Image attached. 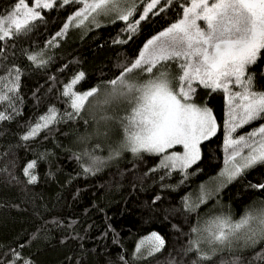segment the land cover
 I'll use <instances>...</instances> for the list:
<instances>
[{
  "label": "trees",
  "instance_id": "1",
  "mask_svg": "<svg viewBox=\"0 0 264 264\" xmlns=\"http://www.w3.org/2000/svg\"><path fill=\"white\" fill-rule=\"evenodd\" d=\"M17 2L0 0V17L11 13ZM190 2L172 0L164 12L149 13L129 39L126 22L116 17L92 26L70 22L63 31L82 4L56 0L51 9H39L42 19L30 20L26 34L0 41V111L12 117L0 121V169L7 168L0 171V264H11L14 252L30 264H232L237 259L239 264H264L257 259L264 256V241L253 246L234 244L214 255L203 249L209 260H199L201 253L192 244L193 229L204 224L199 221L208 212L206 205L189 208L186 197L216 175L232 152L225 145L226 92L198 87L194 101L211 109L218 128L201 142L200 158L185 170L162 167L160 154H133L121 147L117 122L125 107L106 109L115 117L111 126L118 135L111 137L109 151L100 154L96 138L105 141L110 133L105 121L97 125L105 110L96 109L95 115L81 110L69 117L71 95L64 92L74 77L84 73L72 92L93 88L103 92L124 65L139 57L149 39L182 18L183 6ZM144 6L141 0L130 21L139 18ZM32 54H42L46 63L38 66L28 58ZM13 67L21 70L16 84L8 75ZM247 71L255 74L256 90L264 91V58ZM52 108L54 122L24 140ZM263 125L264 119L246 123L236 128L233 138ZM117 149L119 155L114 156ZM93 159L102 161L98 170L85 172ZM32 161H36L31 171L37 180L28 183L23 170ZM260 184H264V164L245 170L224 186L218 199L233 221L257 204L264 207V189L252 187ZM151 233L164 240L163 248L153 255L137 254L139 241Z\"/></svg>",
  "mask_w": 264,
  "mask_h": 264
},
{
  "label": "snow or ice",
  "instance_id": "2",
  "mask_svg": "<svg viewBox=\"0 0 264 264\" xmlns=\"http://www.w3.org/2000/svg\"><path fill=\"white\" fill-rule=\"evenodd\" d=\"M55 2L56 0H33V5L30 6L26 0H18L11 13L0 17V41L26 34L30 30L27 27L30 20L42 19L40 11L36 9H51ZM70 2L82 4V8L70 20L80 18L79 22L83 24L91 17L93 22L98 23L97 17L115 13L116 18L126 22L128 38L131 39L138 31L140 23L148 19L149 13L158 15L164 12L172 0H163V3L161 0H142L145 5L142 13L138 19L131 21L130 17L136 12L138 0H60L61 4ZM22 8L25 10L23 18L18 15ZM197 21H203L205 26L202 27ZM64 28L67 29L68 24ZM2 55L3 49L0 48V56ZM41 55L32 54L28 58L39 66L46 63L40 59ZM261 58H264V0H191L190 6H183V16L178 22L149 39L139 57L124 65L120 76L108 82L110 90L103 95V99H96L97 106L105 110L100 120L106 122L115 119L106 109L114 101L123 100L130 107L119 118L124 133L121 147L133 154H159L175 145H182L184 154L165 156L161 166L175 168L179 161L183 168L199 159V142L216 132L211 109L193 102L196 92L194 82L212 91L222 89L226 93L229 92V84L240 85L243 91L231 93L229 96V137L225 141L229 147L236 146L233 147L229 159L235 161L239 156L240 160L231 169L221 173L227 175L228 181H231L242 170L264 164V126L257 132L250 133L248 138L240 136L233 139L230 135L246 123L264 119V91L256 90L255 74L247 71ZM170 61L178 63V74L173 75L169 71ZM137 71L140 74L147 73V78L140 80L139 76L129 75ZM8 75L13 84H16L21 70L10 68ZM83 76L84 73L81 72L74 77L64 92L66 96L71 95L73 113L69 114L70 118L79 115L84 108V102L89 97L96 96L99 91L93 88L79 95L72 92V85ZM49 112L50 115L41 117L43 123H37L22 137L24 140L36 136L41 128L54 122L56 110L52 108ZM11 118L0 111V121ZM257 135L261 139L253 140ZM243 148L248 149L246 155H242ZM113 155H119V149ZM101 163L102 161L93 159L91 166L84 171L98 170ZM35 167L36 161H32L23 170L28 183H35L37 180L31 171ZM0 171L6 172L7 168ZM252 187L264 189V184ZM205 231L208 232L205 237L208 244L220 245L222 248H230L234 240L239 239H244L246 245L264 241V207L246 210L237 221L230 217H218ZM151 240L153 243L147 255L159 252L164 246V240L156 233H152ZM196 250L201 253L199 260L211 259L208 253H203L199 248ZM216 251L217 248L213 247L212 254ZM136 252L143 255L141 246L137 247ZM13 255L15 259L11 264H16L17 259L23 260V264H30L19 253L14 252ZM257 259L264 260V256ZM194 264H198V261ZM232 264H239L238 259Z\"/></svg>",
  "mask_w": 264,
  "mask_h": 264
},
{
  "label": "rangeland",
  "instance_id": "3",
  "mask_svg": "<svg viewBox=\"0 0 264 264\" xmlns=\"http://www.w3.org/2000/svg\"><path fill=\"white\" fill-rule=\"evenodd\" d=\"M140 1L141 0H138L137 4ZM210 2H211V0H210ZM32 5H30V6H32ZM188 6H190V4ZM36 10L39 11V9H36ZM24 11L25 10L22 8L21 9V12L18 14V15L21 16V18H23V12ZM74 16H75V14L72 17H74ZM114 17H116V14L115 13L110 14V15H106V16H99V17H97L98 23L97 22H93L92 19H91V17H89V19L88 20H85L83 22V24H81L79 22L80 21V18H74V19H71V20L69 19V22H67L66 24H68V26H69V23L70 22H71V24H72V22H74V24H77V25L92 26V25L99 24V23H101L103 21L110 20V19H112ZM197 23L200 24L202 27L205 26L203 21H197ZM62 30L64 31L66 29L63 27ZM168 63L170 65L169 71L173 75H176V74H178L180 72V68H179V65H178L177 62H171L170 61ZM129 75L131 77H137V76H139V79L140 80L146 79L147 76H148L147 73L140 74L138 71L137 72L130 73ZM193 86L196 88V91H197L198 87H200L202 85H199L198 83L194 82ZM98 90L99 91L97 92L96 96L89 97L88 100L84 102V108L82 110L83 111H88L89 115L90 114L95 115L96 109H98V113L104 111V109H101V108H99L97 106L96 99H97V97H99L100 99H103V95L106 94L107 91L110 90V85L108 87H105V89L103 90V92H102L101 89H98ZM242 91H243V88L240 85L229 84V92L226 93V98H227V100H226V102H227V112H226V115H227V117H226V134H225V139L229 137V131H228V122H229V119H230V117H229V96H230L231 93L242 92ZM83 93H85V92H83ZM83 93H78V95L79 94H83ZM196 93L197 92H195V94ZM195 94H194V96H195ZM194 96L192 98L193 99V102L195 104H197V105H201V104L196 103L194 101ZM201 106H205V105H201ZM108 107L109 108L111 107L114 111H118V109L120 107H125V110L121 114L122 116H124L123 114H126L127 113V111H128V109H129L130 106L127 103H125L123 100H116V101H114ZM212 115L214 117V114L213 113H212ZM122 116H120V117H122ZM111 122L112 123L115 122V119H111V120H108V121L105 122V124L107 123V125H108V127L110 129V133L107 136V140L103 141L100 136H99V138L98 137L96 138V140L98 141V143L96 145V149H97V152L99 154L102 153V152L109 151L110 147H112V144H113L111 137L112 136L114 137V135H118V130L116 129L115 126L114 127L111 126ZM101 123L103 124L104 122L101 121V120L100 121H97V125L98 126ZM215 123H216V131H217L218 126H217L216 119H215ZM117 127L119 128V130H121V133H122V136H123L122 137V140L120 142L121 145H122V142L124 140V133H123V129H122V126H121V124H120L119 121L117 122ZM258 129L253 130L250 133L257 132ZM250 133H248L244 137L248 138ZM232 134H233V132H231V134H230L231 137L233 138V135ZM119 135H120V133H119ZM233 139H235V138H233ZM252 139L258 141V140L261 139V137L259 135H257L256 137H253ZM202 141L203 140H201L199 142V144L197 145V148L199 150V158H200V154H201L200 145H201V142ZM228 147L229 146L226 145V148H228ZM233 147H236V146L230 147L231 148V151H233ZM123 149H125V148H123ZM128 151H130V150H128ZM184 151L185 150H184V148H183L182 145H175L174 147L167 149L166 152L159 153L161 155V164L164 162V157L165 156L170 155V154H176V155H181L182 156L184 154ZM247 152H248V149L247 148H243L242 155H246ZM154 154H156V153H154ZM229 157L227 158L224 166L219 170V172L216 175L210 177L209 179H207L206 181H204L203 183H201L190 195H188L186 197V204L187 205H191L190 208H192V206L194 204L197 205V207L198 206H201V205H206V210H207L206 212H208V213H206L205 214L206 216L199 221L201 223L204 222V224H201L199 226L197 225L198 228H195V229H197V231H195V239H194V242L192 243L195 248H199L202 251H203V249H209L212 252V248L213 247L217 248V251H220V250H223V249L228 248V247H223L222 248L220 245H209L208 242H207V240L205 239V237L208 236V232H206L205 229L206 228H209L210 225H212L213 221L216 220V218H218V217H230L233 220V217L230 216L231 214L227 213L226 206L224 205V203L221 202L220 199H218L219 194L222 191V189L224 188V186H226L228 183L232 182L233 180H235L239 176L238 175L235 179H232L231 181H228L227 175H221V173H225L226 170L231 169L232 168V165L234 163H236L237 161L240 160V157L239 156L236 157V160L235 161L230 160ZM191 165H189V166H191ZM189 166L182 168L181 167V162L178 161L177 164H176V167L174 169L185 170ZM245 170H247V169L242 170V172H244ZM259 205L260 204H257L256 206L252 207L251 209L254 210V209L261 208L262 206H259ZM213 218H215V219L212 220ZM151 236H152V233L149 234V235H147L146 237L142 238L139 241V243H138V246H141V252H144L145 254L148 253L149 248L152 246L153 241L151 240ZM234 244H235L234 247H238V245H240V244H245V241H244V239L234 240L232 246ZM253 245H255V244H249L247 246H253Z\"/></svg>",
  "mask_w": 264,
  "mask_h": 264
}]
</instances>
